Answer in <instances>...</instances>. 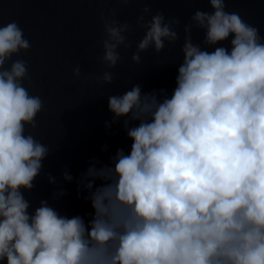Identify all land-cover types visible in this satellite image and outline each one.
Here are the masks:
<instances>
[{"label":"clouds","instance_id":"obj_1","mask_svg":"<svg viewBox=\"0 0 264 264\" xmlns=\"http://www.w3.org/2000/svg\"><path fill=\"white\" fill-rule=\"evenodd\" d=\"M209 4L183 26L170 93L136 83L108 97L105 127L122 118L131 145L110 163L93 158L77 179L88 219L61 214L47 199L33 207L25 196L42 173L57 185L43 172L53 148L29 130L44 101L25 86L27 62L12 59L31 43L15 20L0 24V264H264V35L227 11L226 0ZM100 18L101 59L112 68L118 49L130 47L132 25ZM180 23L144 3L136 24L145 31L131 59L175 44ZM193 26L202 41H193ZM80 73L77 65L73 74ZM96 80L111 83L113 74ZM65 193L58 186L52 199Z\"/></svg>","mask_w":264,"mask_h":264},{"label":"water","instance_id":"obj_2","mask_svg":"<svg viewBox=\"0 0 264 264\" xmlns=\"http://www.w3.org/2000/svg\"><path fill=\"white\" fill-rule=\"evenodd\" d=\"M144 3L151 4L152 14L163 11L166 17H178L181 23L176 29L180 39L175 44L166 42L158 53L151 47L141 52V61L137 63L131 56L145 31L136 24ZM226 4L227 11L239 13L264 35V0H226ZM197 9L212 10L209 0H129L127 4L123 0H0V24L15 20L31 43L26 53L14 54L12 59L27 62L32 83L25 82V86L44 101L36 129L29 130L53 148L43 161V172L55 176L57 185L50 184L43 173L37 177L35 188L25 192L33 207L47 199L61 214L89 218L92 208L84 199L86 191L78 197L77 179L93 158L110 163L117 148L127 151L131 145L122 118L105 127V121L111 122L113 116L108 97L123 94L136 83L145 92L163 88L170 93L183 60V26ZM101 13L132 25L125 33L130 47L118 49L120 59L112 68L101 59ZM203 35L202 29L193 26L194 42L202 41ZM224 43L227 45V41ZM77 65L81 68L79 77L73 74ZM104 71L113 74L111 83L97 82L96 77ZM65 170L74 177L73 181L63 179ZM58 186L66 193L53 200Z\"/></svg>","mask_w":264,"mask_h":264}]
</instances>
